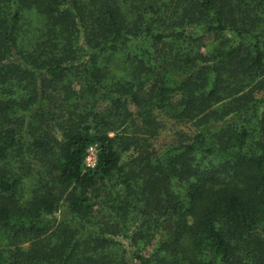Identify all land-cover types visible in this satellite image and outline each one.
Segmentation results:
<instances>
[{
	"label": "trees",
	"instance_id": "trees-1",
	"mask_svg": "<svg viewBox=\"0 0 264 264\" xmlns=\"http://www.w3.org/2000/svg\"><path fill=\"white\" fill-rule=\"evenodd\" d=\"M0 264H264V0H0Z\"/></svg>",
	"mask_w": 264,
	"mask_h": 264
},
{
	"label": "rangeland",
	"instance_id": "rangeland-1",
	"mask_svg": "<svg viewBox=\"0 0 264 264\" xmlns=\"http://www.w3.org/2000/svg\"><path fill=\"white\" fill-rule=\"evenodd\" d=\"M29 21L31 23V27L40 25L41 22H39V18H37L34 14L29 16ZM160 120L163 123L164 129L161 131L158 138L153 141L154 147L158 150L160 149L164 151L167 147L175 143L181 135H191L195 132L189 124L174 123L165 117ZM56 217L60 218V213H58Z\"/></svg>",
	"mask_w": 264,
	"mask_h": 264
},
{
	"label": "built area",
	"instance_id": "built-area-1",
	"mask_svg": "<svg viewBox=\"0 0 264 264\" xmlns=\"http://www.w3.org/2000/svg\"><path fill=\"white\" fill-rule=\"evenodd\" d=\"M98 156H97V146H91L87 150V155L85 158L84 166L86 170H94L97 166Z\"/></svg>",
	"mask_w": 264,
	"mask_h": 264
}]
</instances>
